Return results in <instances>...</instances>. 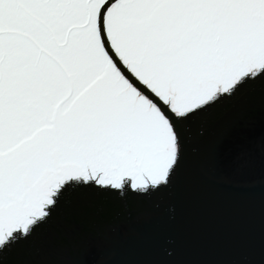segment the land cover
Masks as SVG:
<instances>
[{
  "label": "snow or ice",
  "instance_id": "obj_1",
  "mask_svg": "<svg viewBox=\"0 0 264 264\" xmlns=\"http://www.w3.org/2000/svg\"><path fill=\"white\" fill-rule=\"evenodd\" d=\"M264 79V0H0V250L72 185L147 191L179 121Z\"/></svg>",
  "mask_w": 264,
  "mask_h": 264
},
{
  "label": "water",
  "instance_id": "obj_2",
  "mask_svg": "<svg viewBox=\"0 0 264 264\" xmlns=\"http://www.w3.org/2000/svg\"><path fill=\"white\" fill-rule=\"evenodd\" d=\"M179 126L166 183L72 185L0 264H264V79Z\"/></svg>",
  "mask_w": 264,
  "mask_h": 264
}]
</instances>
